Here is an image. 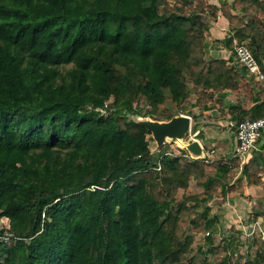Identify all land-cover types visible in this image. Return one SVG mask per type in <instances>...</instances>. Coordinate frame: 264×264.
<instances>
[{"label": "trees", "instance_id": "trees-1", "mask_svg": "<svg viewBox=\"0 0 264 264\" xmlns=\"http://www.w3.org/2000/svg\"><path fill=\"white\" fill-rule=\"evenodd\" d=\"M210 5L0 0V264H264L261 233L253 253L232 230L215 246L209 205L263 181L264 147L243 170L239 156L190 162L151 150L132 119L222 115L228 91L237 122L264 104L232 37L229 58L204 48L222 12L264 70V1ZM192 181L203 191L179 200Z\"/></svg>", "mask_w": 264, "mask_h": 264}, {"label": "crops", "instance_id": "crops-1", "mask_svg": "<svg viewBox=\"0 0 264 264\" xmlns=\"http://www.w3.org/2000/svg\"><path fill=\"white\" fill-rule=\"evenodd\" d=\"M217 2L218 3L211 2V5L217 6V8L220 9L225 4H232L233 0H217ZM211 19L213 20V24L210 32V38H213V41L211 42L208 40L207 42V44L210 45V53H208V56L206 58H209L208 61L216 60L217 52L219 54L225 52L226 55L223 54V58H229V52L222 42L228 38H231L235 33L232 31L229 22L227 21V19H225L222 12L213 14ZM260 19L264 23V9L260 11ZM220 98L225 101V104L222 106V115L220 110L214 107L206 114L205 119L202 118L198 121H195V119L193 118V125L195 123L201 124L199 130L205 135L203 139H200V132H197L198 139L202 141L206 148H214L217 150L214 154V157H212L213 160L226 158L236 150V129L232 128L230 124L237 122V120H235V117H239L241 115L240 106L238 105L235 94L228 91ZM241 100H243V98ZM232 106L237 107V109L232 108ZM252 111L245 118L258 119L264 117V104L259 109L253 112ZM207 117H212L213 119H208ZM261 144L264 147V140L263 142H261ZM243 195L246 196L247 200L249 201H247V208L249 210L248 212L250 213L253 211V221L248 220L247 216L245 218L247 219L246 222H249L250 229H252V226L255 224L254 226L257 227V232L261 233L264 236V216L257 215L258 212H264V176L261 183H257L252 187L245 186ZM239 202L240 200L237 203L239 204ZM3 221H6L9 225V221L6 219L0 220V224Z\"/></svg>", "mask_w": 264, "mask_h": 264}, {"label": "rangeland", "instance_id": "rangeland-1", "mask_svg": "<svg viewBox=\"0 0 264 264\" xmlns=\"http://www.w3.org/2000/svg\"><path fill=\"white\" fill-rule=\"evenodd\" d=\"M209 3H218L217 0H208ZM212 10L214 9V7L216 6H212L210 5ZM212 20V19H211ZM213 22V20H212ZM213 24V23H212ZM210 33L208 35V40L209 41H213V38H210ZM205 54L206 57L208 56V53H210L209 49H210V45L206 43L205 45ZM226 55L225 52H222L221 54H219L218 52L216 53V59L219 57H224V55ZM209 58H206V60L208 61ZM236 69V68H235ZM208 118V117H207ZM212 118V117H209ZM208 118V119H209ZM213 119V118H212ZM150 133V132H149ZM193 136V134H192ZM191 136V137H192ZM190 138V137H189ZM149 142H150V147L151 150L155 151V152H159L161 151V153H167V154H182L185 155L190 162L195 161L193 160L189 153L185 150L180 148L176 143L170 141L169 143L165 144L162 149L160 151H158V145L157 142L155 141L153 134L150 133V135L148 136ZM188 140V139H187ZM210 149V148H208ZM160 153V154H161ZM225 156V155H224ZM212 157H214V155H212ZM211 157V159H212ZM246 180V178H245ZM245 185L247 184V182L245 181L244 183ZM203 191L202 188L198 187L193 181L190 183L189 188L188 189H181L179 191L178 194V199L182 200L183 198L190 196V195H194V194H199ZM240 200L239 204L237 203ZM242 201V202H241ZM247 197L243 195L242 191H238L236 193H232L231 195L227 196V198L224 201H211L210 202V206H212V213L211 216H213V214H220L221 216V222L220 225L218 227V232L215 233V238H214V243L215 246H220L224 244V235L229 234L228 232L230 230H232L233 233L236 232H242L243 235L241 236L242 241L245 242L244 245H242L240 247V254L241 255H245L248 253V251H250L251 253L254 252L255 245L254 248H250L249 246L250 244H253V240L255 239V237L259 234V232H256L255 234H252V230L254 229V225L252 226V229H250V225L249 222H246L247 219L250 221H253V216H252V212H248V208H247ZM249 202V201H248ZM246 206V207H244ZM250 215V218H249ZM248 216V217H247ZM247 217V219H245ZM251 224V223H250ZM7 222L3 221L1 223V226L4 228H7ZM191 234H193V231H190ZM251 233V234H250ZM200 244H204V237H202L201 235H195V243L194 246L195 248H197ZM216 258L219 260L221 259V256L219 254L215 255Z\"/></svg>", "mask_w": 264, "mask_h": 264}, {"label": "built area", "instance_id": "built-area-1", "mask_svg": "<svg viewBox=\"0 0 264 264\" xmlns=\"http://www.w3.org/2000/svg\"><path fill=\"white\" fill-rule=\"evenodd\" d=\"M235 59L238 64L245 67L250 75L254 76L258 82H264V70L260 63L255 58L254 54L247 47L245 42H242L232 35ZM230 126L236 129L237 147L236 150L230 155L233 157L239 156L242 159L241 169L244 165L252 159L255 153L261 152L263 145L261 142L264 140V117L258 119L245 118L239 122L231 123ZM191 139H197V134L193 135ZM216 149L211 148L207 151V159L211 160L212 155L216 153ZM3 227L0 224V231ZM257 232V227L254 226L252 234ZM250 233V234H251ZM7 241L8 238L0 235V241Z\"/></svg>", "mask_w": 264, "mask_h": 264}, {"label": "water", "instance_id": "water-1", "mask_svg": "<svg viewBox=\"0 0 264 264\" xmlns=\"http://www.w3.org/2000/svg\"><path fill=\"white\" fill-rule=\"evenodd\" d=\"M133 121L144 127L153 137L158 145V151L170 141L185 149L190 157L197 160H205L206 152L199 139L189 140L192 132L193 119L187 115L175 116L170 121H158L148 117L134 116ZM181 141V143H180Z\"/></svg>", "mask_w": 264, "mask_h": 264}, {"label": "clouds", "instance_id": "clouds-1", "mask_svg": "<svg viewBox=\"0 0 264 264\" xmlns=\"http://www.w3.org/2000/svg\"><path fill=\"white\" fill-rule=\"evenodd\" d=\"M235 33V32H234ZM181 115H186V114H181ZM187 116H189V115H187ZM192 119H193V117L192 116H190ZM194 120V119H193ZM193 123H192V132H191V135H190V138H188V140L187 141H189V140H192L191 139V136H192V134H193ZM198 132H201L200 130L198 131ZM195 134H197V133H194L193 135H195ZM200 134V133H199ZM197 139H198V134H197ZM200 140V139H199ZM201 141V140H200ZM201 144L203 145V147H204V149H205V152H206V156H207V151H209V149L208 148H206V146L202 143V141H201ZM228 157H230V156H228ZM205 160H207V157H206V159ZM251 160V159H250ZM210 161H216V160H213V159H211ZM9 226V225H8ZM7 226V227H8ZM3 229H4V227H3ZM2 229V230H3ZM264 237V236H263Z\"/></svg>", "mask_w": 264, "mask_h": 264}, {"label": "bare ground", "instance_id": "bare-ground-1", "mask_svg": "<svg viewBox=\"0 0 264 264\" xmlns=\"http://www.w3.org/2000/svg\"><path fill=\"white\" fill-rule=\"evenodd\" d=\"M180 143H181V141H180Z\"/></svg>", "mask_w": 264, "mask_h": 264}]
</instances>
